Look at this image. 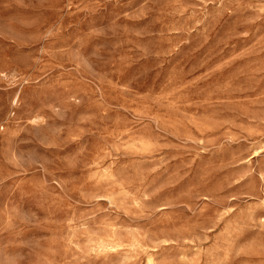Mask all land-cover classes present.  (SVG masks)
<instances>
[{
  "label": "rangeland",
  "instance_id": "obj_1",
  "mask_svg": "<svg viewBox=\"0 0 264 264\" xmlns=\"http://www.w3.org/2000/svg\"><path fill=\"white\" fill-rule=\"evenodd\" d=\"M0 264H264V0H0Z\"/></svg>",
  "mask_w": 264,
  "mask_h": 264
}]
</instances>
